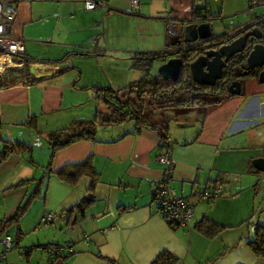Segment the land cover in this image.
<instances>
[{
  "label": "crops",
  "instance_id": "obj_1",
  "mask_svg": "<svg viewBox=\"0 0 264 264\" xmlns=\"http://www.w3.org/2000/svg\"><path fill=\"white\" fill-rule=\"evenodd\" d=\"M103 1L104 7L89 9L84 0H11L17 15L10 34L24 41V54L34 66L32 74L43 78L0 88V137L11 144L26 145L24 149L14 150L0 164V238L10 235L13 249L31 230L34 242L30 246L61 242L73 245L72 233L81 224V235L76 240L87 237L82 241L87 256L81 261L79 256L72 255L76 259L70 258L71 264L87 263L92 253L88 264H150L162 250L178 256L179 264H264L245 244L252 229L246 219L254 221L255 214L261 210L259 221L264 224V172L252 165L254 157H264V85L255 83V75L242 79L244 88L239 94L220 102L157 110L158 119L167 121L169 136L170 126L174 125L178 127V135L185 137L177 145L175 138L172 140L174 167L169 184L193 206V218L187 226L173 229L155 211L152 188L162 174L163 165L156 159L161 132L151 126L136 128L137 123L128 119L131 125L127 128L106 131V136L96 134L95 140L81 139L58 150L47 169L50 155L47 134L87 120L70 119L62 110L81 104L91 94L99 99L95 97L94 85H106L94 80L99 68L103 69L105 58L102 57L113 51L127 55L162 50L168 33H175L173 25L177 20L191 19L193 8L201 6L196 0H140L136 8H132L131 0ZM205 11L206 8L199 13L206 14ZM152 20L170 24L163 47L143 40L136 45L131 41L122 45L124 37L130 39L135 32L138 40ZM121 33L122 43L116 47L111 38ZM3 64L1 69L8 66ZM59 68L63 71L56 73ZM107 85L116 88L112 83ZM248 90L251 92L247 93ZM99 106L97 103L96 111ZM104 106L105 103L100 109ZM256 146L262 152L251 156L249 152ZM87 158L98 175L93 190L88 193L94 200L81 219L76 212L69 214L66 209L85 196L89 176L70 184L61 181L57 172ZM253 177L256 178L253 187L248 184L242 188L243 179L253 180ZM214 180L222 182L224 193L210 203L198 200L193 191ZM79 182L82 189L78 187L80 193L75 200L73 192ZM259 184L263 185L261 195ZM32 193L19 221L3 224ZM48 211L56 214L47 223L51 235L45 237L48 233H42L39 239L35 229ZM205 216L225 228L216 236H204L195 223ZM11 249L4 250L0 244L3 253L0 262L13 264L8 259ZM66 260H56L53 264H67Z\"/></svg>",
  "mask_w": 264,
  "mask_h": 264
},
{
  "label": "trees",
  "instance_id": "obj_2",
  "mask_svg": "<svg viewBox=\"0 0 264 264\" xmlns=\"http://www.w3.org/2000/svg\"><path fill=\"white\" fill-rule=\"evenodd\" d=\"M255 3L264 4V0H255ZM200 7L201 6H196L193 8L194 17H197L199 11H201ZM203 7L205 8V6ZM205 12V15L208 16V18L210 19L209 13L207 11ZM254 26H258L260 28L262 34L261 37L257 40L255 37L249 36V38L247 39L246 47L240 52L233 54L232 58L228 61V63H226L225 67L223 68V74L221 76V79L218 80V82L226 81V83H221L220 86L217 84L218 82L216 83V86H211L199 84L192 79L189 72L188 63L197 54H199V52H202V49L200 51L197 49V47H191L187 48L186 50H180V54L183 57L184 61V67L182 68L180 76L176 81H168L167 79H164L159 73L151 72V60L162 57L163 55H165V53H167L168 50L165 52L163 51L164 53H162V51L155 50L134 52L131 56V66L143 71L142 75L139 78L132 80L127 86L121 85L118 88H112L110 85L107 84L102 86L94 85L95 97L101 99L105 103L104 109H98L95 112L94 117L91 119L77 121L70 126L61 128L59 130L47 134L46 138L50 147L49 162L46 166L47 169H50L49 166L51 164V160L55 152H57L58 150L81 139L95 140L97 130L96 126L98 122H103L107 125L111 122H121L130 119L137 123L136 128L138 126H151L161 132L160 145L162 146V140L169 136L167 133V121L164 118L158 119V117L154 115L150 118V114L148 112L150 108L158 107L160 109H166L183 107L181 105L190 106L195 104L220 102L223 98L233 95L232 93L228 92L227 89V83L229 81H242L244 77L250 75L258 76V72L260 70L259 68H251L246 70V56L255 41H261L264 43V15L258 16L253 21L247 22L244 25L240 26L234 32L233 37L240 34L243 30H247ZM225 34L227 40L228 37L229 40L233 38H230V36L232 35H229L227 33H216L218 38L224 37ZM169 53L170 52H168V54ZM13 61H20L22 62V64L8 65L0 71V88L7 87L18 82L31 83L36 81L37 79L43 78L34 77V75L29 69L30 60L25 56V54L15 56L13 58ZM61 71H63V68H59L58 70H56V73H60ZM222 78L224 79L222 80ZM215 89H220V91H213ZM120 90L121 92H119ZM132 94L134 95L132 96ZM146 95H148V97H150L153 102H157L159 106L145 107L146 104L143 103V100ZM144 107L147 108L145 113ZM1 139H4V141H2ZM1 141L4 143V145L1 146L0 150V164L4 160H6L7 157L10 156L14 150H21L26 148V145L20 142H15L11 144L9 143L8 139L0 137V142ZM97 175L98 173L94 170L90 159L88 158L81 164L66 165L59 172H57V176L61 181L70 184L76 183V181L82 176H89L90 180L88 183V191L93 190L94 185L97 182ZM22 182H24V180L20 181V183ZM212 183L216 184L222 182L219 180H214L212 181ZM223 190L224 187L215 199L219 198L224 193ZM32 195H34V193L30 194L29 197L26 198V200L17 208L15 214L11 218L2 221V223L7 224L8 222H18L22 214L25 212L29 203V199ZM215 199L209 202H204L210 203ZM93 200V196H90L89 194L87 196H83L82 198H79L76 202H74L70 209H66V212H68L69 214H71L72 212L82 214L83 210L88 205H90ZM261 212V210L257 211V213L255 214L254 221H250L249 218L246 219L248 220V224H251L252 226V233L251 237L249 236L248 238H246L245 244L253 251L254 254L264 260V224L259 221ZM45 213L47 212H44V214ZM172 228L176 229L175 227ZM195 228L204 236L213 237L216 236L220 231H222L225 226L205 216L195 223ZM66 244L72 245L71 242H67ZM49 245L62 244L51 243L42 245L41 247L44 249L46 246ZM16 247L18 246L16 245ZM31 249L32 248L25 249V254L29 255ZM74 253L75 251L73 250L72 253L65 254L61 258H68ZM57 259L58 258L51 259L48 256V264H53V262ZM179 262L180 261L178 256L166 250H162L152 259L150 264H179Z\"/></svg>",
  "mask_w": 264,
  "mask_h": 264
},
{
  "label": "rangeland",
  "instance_id": "obj_3",
  "mask_svg": "<svg viewBox=\"0 0 264 264\" xmlns=\"http://www.w3.org/2000/svg\"><path fill=\"white\" fill-rule=\"evenodd\" d=\"M251 1L252 0H196V3H197V5H201L200 9H203L204 8L203 6H205L207 12L209 13L211 22H213L212 26H213V32L214 33H227L229 35H232L234 33V31H236L241 25H243L246 22L252 21L255 17L264 13V4H261V3L253 4ZM169 25L170 24L166 25L163 20H152V22L150 24L145 25L146 32L144 34L140 33L138 40H136V32H135L134 36L130 35V39L125 36L123 39V43H122L123 37L121 36L122 35V33H121L119 36L116 35L113 39L111 38V42L113 43L114 46L118 47V45H119V47H120L121 43L123 45L124 42L128 43L131 41V44L135 43V45H136V42L143 40L146 43H150L151 45H153L155 47H163L164 46L163 44L165 41V33L167 32L166 30H167V28H168V30H170ZM254 27H258V26H254ZM258 29H260V28L258 27ZM171 32H172V28H171ZM175 34L176 33H168L169 36H175ZM96 38H97V35L95 36V39ZM169 38L170 37H168L166 39L167 40L166 47H165L166 49L163 48L162 50H156V51H162V53H164L165 51L168 50L167 53H165V55L162 56L165 59L170 57V56H175V55L180 54V50H182V48H184V46H183L184 41H182V42L179 41V43H177V44H171L169 42ZM95 39H94V41H95ZM120 41H121V43H120ZM168 52H170V53L168 54ZM132 55H133V53H131V52H128L127 55L120 54V51H113V53L108 52L107 55L102 57V58H105L104 60L106 62L104 64V60H103V69L99 68V71H97L95 73L96 76H95L94 80L96 81V83H101V84L112 83L114 87L118 88L119 85H124V86L126 85L127 86L129 84V82H131L134 79L139 78L141 76L142 72L131 66L132 60H131L130 56H132ZM164 60H161V57H160V60H154L152 66H151V72L156 73L158 65L161 62H163ZM159 61H160V63H158ZM8 65H12L11 62L8 63ZM79 65H81V64H79ZM86 65H88V64H86ZM88 67L90 68V66H88ZM91 73L93 75V72H91ZM257 79H258V77L255 78L256 84L264 85V82H259V80H257ZM167 80L171 81L170 79H167ZM243 88H242V90H243ZM246 90H247V88H246ZM119 92H121V90ZM249 92H251V90H248L247 93H249ZM133 95L134 94H132V96ZM101 101L102 100H100V99H95L94 96L91 94L81 104H74L72 106H75V107H69V108L65 109L64 111L62 110V112H65L66 116L67 117L69 116L70 119L87 118V120H88L89 118L91 119L94 117V114H95V111L97 108L96 107L97 103H98V105H101L103 107L104 102L103 101L101 102ZM143 103L146 104L145 107L146 106H159V104L155 101L153 102V100L150 97H148V95H146V97L144 98ZM101 106H99V109L101 108ZM159 109L160 108H158V107L150 108L148 111L150 114V118L153 115L158 117L157 116V110H159ZM146 110H147V108H145L144 113ZM262 119H263V116L260 117V120H262ZM130 125H131L130 120H124L121 122H113V123L111 122L107 125H106V123L104 124L103 122H101V123L98 122L97 126H96L97 127V133L96 134L99 136H106V131H110V130L112 131L114 129H117V130L123 129V128H127ZM186 125H189V124H186ZM98 129H100L101 133L98 132ZM177 129H178L177 126H174V125L170 126L169 134L171 137L173 136L172 138L171 137L170 138L172 140L175 138V141L177 142V143H175V145L183 143L184 138H185V137L181 138L178 135ZM107 135H108V133H107ZM178 137L181 139H179V140L176 139ZM1 140L4 141V139H1ZM2 141L0 142L1 143L0 146L4 145V143ZM256 147H258V146H256ZM256 147L253 148V152H249V154L251 156L255 155L256 153L262 152L261 147H258L260 149H256ZM262 176L264 177V175H262ZM255 180H256L255 177H253V180H248V178L243 179L242 188H245L248 184H250V187H253ZM82 181L83 180H81V184H82ZM259 185H260L259 190H260V195H261L263 192L262 191L263 185H261V184H259ZM79 186H80V189H82L80 182L78 183L77 187H75V192H73V194H75V198H74L75 200L80 193L79 192L80 189L78 188ZM76 189H77V191H76ZM84 190H85V188H84ZM242 191H243L242 195H244V189ZM88 193H90V191H87V193H85V196ZM68 209H70L69 206H68ZM85 209L83 210V213H84V211H86ZM78 217H81V219H82L81 214L80 215L78 214ZM40 220H41L40 225L36 226L35 233L39 236V239L42 237V233H45V234L48 233L45 237H49V235H51V234L49 232H47V229H46L47 224L42 222V217ZM80 225H79V227L78 226L75 227L74 232L72 233V236H73L72 239L75 238V240L73 241V249H74V251H77L73 255H77L76 257L79 256L80 260L82 261L87 256V250L85 247H83V243H82V241L84 242L83 239L81 241L76 240L77 236L79 237L81 235ZM244 227H247V223H244ZM51 229H52V227H51ZM12 230H14V229H10V231H12ZM251 233H252V229L250 228V234ZM76 241H77V243H76ZM33 242H34V231L29 230L27 233H25L24 236H22V238L19 242V246L8 251V259L11 260V261H9V263H13V264H48L46 262V259H48L47 252H45V250L42 247L30 246ZM45 242H46V240L44 239L43 243H45ZM55 242H58V236H57V239ZM59 244H63V243L61 242ZM27 245H28V247H25ZM74 245H75V248H74ZM79 246H81L82 248L80 249ZM28 248H32L29 255L22 253V251H25V249H28ZM92 255H94V253H92ZM92 255L88 256V259L86 260L87 263H84V264H88V261H91ZM72 257L73 256H69V258H67V260H66L67 264H71L72 261H70V258H72ZM76 257L75 258L73 257V259H76ZM60 259H62V258H58L57 260H60ZM0 264H7V263L5 261H1Z\"/></svg>",
  "mask_w": 264,
  "mask_h": 264
},
{
  "label": "built area",
  "instance_id": "obj_4",
  "mask_svg": "<svg viewBox=\"0 0 264 264\" xmlns=\"http://www.w3.org/2000/svg\"><path fill=\"white\" fill-rule=\"evenodd\" d=\"M132 8L138 7L140 0L130 1ZM255 3V0H252ZM86 8L93 9L99 6L104 7L103 0H84ZM17 15V8L11 0H0V57L6 55L9 60L12 57L23 55L25 53V44L21 38L14 37L10 34L12 26ZM163 145H160V152L157 154V161L163 165V170L160 178L155 181L152 188L153 203L155 211L172 227L179 228L187 226L192 220L194 209L187 199L170 187L174 162L171 156V147L173 141L168 136L162 140ZM222 183H212L200 186L193 191L194 196L200 201H211L222 191ZM54 212H47L42 216V222L47 223L55 218ZM84 240L87 237L84 236ZM0 244L4 250H9L13 247L12 237L5 235L0 238ZM73 245H49L44 248L49 258H61L63 255L73 252ZM25 254V251H22ZM3 253H0V257Z\"/></svg>",
  "mask_w": 264,
  "mask_h": 264
},
{
  "label": "water",
  "instance_id": "obj_5",
  "mask_svg": "<svg viewBox=\"0 0 264 264\" xmlns=\"http://www.w3.org/2000/svg\"><path fill=\"white\" fill-rule=\"evenodd\" d=\"M173 26L178 31V34L176 33L175 36H170L169 42L171 44H177L179 41L190 43L192 41H209L217 38L216 33L213 32L211 21L203 13H199L197 17H193L192 14L191 19L188 20H177V23ZM261 35V30L258 27H252L227 42H218L216 48L210 47L202 53L197 54L188 63L192 79L199 84L213 85L215 80L220 78L222 68L226 65L228 59L246 47L248 37L253 36L259 39ZM164 59V57H161V60ZM154 60H160V58L151 60L150 66H152ZM255 66L260 67L257 76L258 80L264 82V43L261 41H255L246 56V70L254 68ZM183 67V57L178 54L170 56L161 62L158 65L157 73L164 79L176 81ZM29 69L31 72H34L33 65H30ZM241 91L240 80H233L228 85V92L232 94H239ZM252 165L258 171L264 172V157L258 156L253 158Z\"/></svg>",
  "mask_w": 264,
  "mask_h": 264
},
{
  "label": "flooded vegetation",
  "instance_id": "obj_6",
  "mask_svg": "<svg viewBox=\"0 0 264 264\" xmlns=\"http://www.w3.org/2000/svg\"><path fill=\"white\" fill-rule=\"evenodd\" d=\"M195 13H198V12H195ZM194 17V16H193ZM210 21H211V19H209ZM211 25H213V22H211ZM212 28H213V26H212ZM250 29V28H249ZM248 30V29H247ZM244 31H246V30H243L242 32H244ZM241 32V33H242ZM175 33H177L178 34V31L177 30H175ZM240 33V34H241ZM234 34V33H233ZM233 34H232V36H230V38L231 37H233ZM239 35V34H238ZM235 37V36H234ZM227 37H226V34L224 35V37H222V38H215V39H213V40H209V41H200V40H198V41H192V42H190V43H186V42H183V46L185 47L184 49L186 50L187 48H191V47H197V49L198 50H200L201 51V49H202V52L203 51H205V49H208V48H210V47H217L218 46V42L220 43V41H222V42H227L228 40H229V37H228V40L226 39ZM249 38V37H248ZM232 39V38H231ZM227 40V41H226ZM258 40V39H257ZM182 42V41H181ZM209 44H211V45H209ZM182 50H183V48H182ZM202 52H199V53H202ZM240 52V51H239ZM179 55H181V54H179ZM233 56V55H232ZM232 56L228 59V61L232 58ZM228 61L226 62V63H228ZM225 67V66H224ZM223 67V68H224ZM223 68H222V73H221V76H222V74H223ZM254 68H259L260 69V67H258V66H255ZM221 76H220V78H217L216 80H215V83L213 84V85H211V86H216L217 84L220 86V84L222 83V84H225L226 83V81H221V82H218V80L219 79H221ZM224 78H222V80H223ZM233 81V80H232ZM218 82V83H217ZM217 83V84H216ZM231 82L229 81L227 84L229 85ZM241 83H242V81H241ZM206 85V84H205ZM241 88H242V86H241ZM228 89V88H227ZM213 91H215V92H219L220 91V89H215V90H213Z\"/></svg>",
  "mask_w": 264,
  "mask_h": 264
},
{
  "label": "bare ground",
  "instance_id": "obj_7",
  "mask_svg": "<svg viewBox=\"0 0 264 264\" xmlns=\"http://www.w3.org/2000/svg\"><path fill=\"white\" fill-rule=\"evenodd\" d=\"M3 63H10L9 58L6 55L0 57V68L3 67Z\"/></svg>",
  "mask_w": 264,
  "mask_h": 264
}]
</instances>
